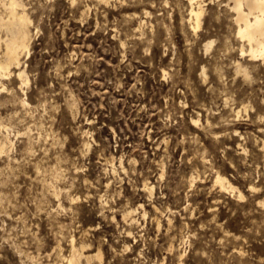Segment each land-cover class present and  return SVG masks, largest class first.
<instances>
[{
	"label": "rangeland",
	"instance_id": "374dc122",
	"mask_svg": "<svg viewBox=\"0 0 264 264\" xmlns=\"http://www.w3.org/2000/svg\"><path fill=\"white\" fill-rule=\"evenodd\" d=\"M24 1L28 83L0 90V264H69L73 237L80 264H264V59L242 56L227 1L205 0L197 32L187 0Z\"/></svg>",
	"mask_w": 264,
	"mask_h": 264
},
{
	"label": "bare ground",
	"instance_id": "6f19581e",
	"mask_svg": "<svg viewBox=\"0 0 264 264\" xmlns=\"http://www.w3.org/2000/svg\"><path fill=\"white\" fill-rule=\"evenodd\" d=\"M104 1H106V0H104ZM187 1H189V12H188L189 13V17L187 19L189 20L191 26L193 27L192 29H194L197 32L198 29L202 25V21H203L204 15L206 14L208 8L206 7L205 0H187ZM226 1H227V5L229 6V8H230V10L232 12L231 16L233 18V21L236 24V28H237L236 32H237V34L239 35V37L241 39L245 40V42H247V44H248L247 47L242 44L243 45L241 47L242 56H250L251 58H254V59H259V58L264 59V0H226ZM146 14H147V12H146ZM186 16H188V15H186ZM33 26H34V20L30 16L29 11L27 9V4L25 3L24 0H2L1 1V3H0V90L6 88L4 79L6 77L11 76L13 73L17 74V76L22 79L23 83H28V78L26 77V74H25L26 69L23 68L24 67V65H23L24 63L22 61V55L23 54H27V56L30 55V52H31L30 46L32 44V39H33V36H34ZM213 42H214L213 40L207 42V44H206L207 49H209L212 46ZM236 65H237L238 71H240V72L243 71L247 75L249 74L248 70L243 68L244 64L242 62L237 61ZM20 99H22V97ZM17 100H18V98H17ZM23 103H27L26 98L23 100ZM240 112H241V109L238 110V113H240ZM199 120H200V118L194 119L195 122H198ZM2 122H0V131H1L0 132V153L10 151L12 146L15 145L14 144V140L12 139V136H11V133H10L11 130H9L10 127H7V124L5 123V121H4V123L6 125H4ZM38 128H39V126H38ZM41 129H40V131H41ZM27 131H30V130H26V133H27ZM40 134H41V132H40ZM40 134H38V135H40ZM28 135H30L29 132H28ZM51 143L53 144V142H51ZM51 143H50V145H51ZM85 144L87 145L88 142H86ZM86 148H88V147H86ZM46 149H47V147H46ZM42 153H44V152H42ZM55 157H56V155H55ZM121 164H122L123 169H126V167L123 164V162ZM51 167L52 166H50L49 170L52 169ZM57 169H59V168L57 167L56 170ZM54 174H55V172H54ZM52 176H53V174L51 175V178H52ZM57 179L59 180V176H58ZM215 181H216V183H219L221 185V187L224 188L225 190L229 189V190H231L233 192H238L237 196H240V197H244L245 196L244 192L237 186V184L235 185L228 178V176H226L225 174H223L221 172H218L217 175H216ZM46 183L48 184V182H46ZM56 183H54V184H56ZM68 184H69V182H68ZM145 188H146V190L148 192L152 193L154 186L151 185L150 183L146 182L145 183ZM250 188L259 189L255 184H252ZM44 190H45V188H44ZM63 190H64L63 193H65L66 192L65 189H63ZM252 191H254V190H252ZM51 193H53V192L50 191V194ZM58 193L60 195L62 194L60 192H58ZM71 197L73 199L74 196L72 195ZM1 198H3V197H1ZM53 198H54V196H53ZM60 202H62V201H60ZM261 203L264 204V199L261 200ZM155 208H156L157 211H159L157 207H155ZM133 211H134L133 208L128 209L124 213V217L126 219H129V217L132 218L133 217L132 213H134ZM133 219L135 220V218H133ZM61 234H63V233L61 232ZM71 237H73V236H71ZM70 244H71V247H72V253H71V255H69V264H80L81 263V257H80V253L78 252L77 242H76L75 237L70 239ZM59 247H60V245H59ZM57 252H58V250H57ZM83 253H84V251H83ZM84 255H85V257L88 260L87 261L88 264H93V261H94L93 259H94V257L96 258V256L99 257L100 259H102L101 249L96 251V254H92V253L89 252L87 254L84 253ZM63 256H64V254H63ZM63 256H61V257H63ZM63 259H65V258H63ZM57 260L58 259H56V261ZM56 261H54V262H56ZM58 261L56 263H54V264H60ZM61 262H64V261H61Z\"/></svg>",
	"mask_w": 264,
	"mask_h": 264
}]
</instances>
